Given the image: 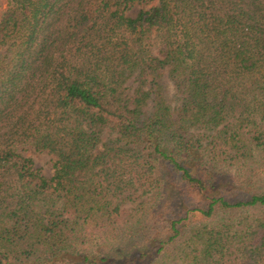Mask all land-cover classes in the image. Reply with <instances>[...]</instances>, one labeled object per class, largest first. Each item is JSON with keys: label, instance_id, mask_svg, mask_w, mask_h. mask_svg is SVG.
<instances>
[{"label": "trees", "instance_id": "obj_1", "mask_svg": "<svg viewBox=\"0 0 264 264\" xmlns=\"http://www.w3.org/2000/svg\"><path fill=\"white\" fill-rule=\"evenodd\" d=\"M0 264H264V0H0Z\"/></svg>", "mask_w": 264, "mask_h": 264}, {"label": "rangeland", "instance_id": "obj_2", "mask_svg": "<svg viewBox=\"0 0 264 264\" xmlns=\"http://www.w3.org/2000/svg\"><path fill=\"white\" fill-rule=\"evenodd\" d=\"M136 8L132 9L128 14L130 16H134L136 13ZM126 86L132 90L135 86V83H133L132 79L128 80L126 83ZM168 94L170 95L171 93L168 91ZM28 156L32 158L33 161V168L37 169L40 171L41 175H43L46 178H49L52 174V168L51 164L53 161V156L50 154H47L46 152H26ZM232 172V171H231ZM233 173V172H232ZM234 176V175H233ZM237 177H239V174H236ZM238 190H235L232 193H237ZM245 195L243 193H238L237 197L242 198Z\"/></svg>", "mask_w": 264, "mask_h": 264}]
</instances>
